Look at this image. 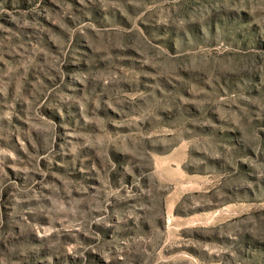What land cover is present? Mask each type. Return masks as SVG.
<instances>
[{"label":"rangeland","instance_id":"1","mask_svg":"<svg viewBox=\"0 0 264 264\" xmlns=\"http://www.w3.org/2000/svg\"><path fill=\"white\" fill-rule=\"evenodd\" d=\"M0 264H264V0H0Z\"/></svg>","mask_w":264,"mask_h":264}]
</instances>
